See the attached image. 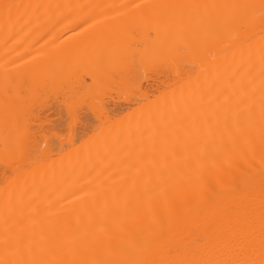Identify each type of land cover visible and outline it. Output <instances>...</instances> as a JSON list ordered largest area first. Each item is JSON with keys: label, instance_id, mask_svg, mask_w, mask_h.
Instances as JSON below:
<instances>
[{"label": "bare ground", "instance_id": "obj_1", "mask_svg": "<svg viewBox=\"0 0 264 264\" xmlns=\"http://www.w3.org/2000/svg\"><path fill=\"white\" fill-rule=\"evenodd\" d=\"M0 264H264V0H0Z\"/></svg>", "mask_w": 264, "mask_h": 264}, {"label": "rangeland", "instance_id": "obj_2", "mask_svg": "<svg viewBox=\"0 0 264 264\" xmlns=\"http://www.w3.org/2000/svg\"><path fill=\"white\" fill-rule=\"evenodd\" d=\"M142 80H143V79L141 78V81H142ZM141 81H140V82H141ZM143 84H144V80L141 82V85H143ZM106 98H107V97H106ZM52 104H53V103H52ZM52 104H51V105H52ZM51 105H49V109L51 110V108H52L54 111H53V110H51V111L48 110V113H49V114L47 113V115H50V114H51V115H54V116H55V115L58 114L59 112L56 113L55 111H57V110H56L57 108H56L54 105H53V106H51ZM53 107H54V108H53ZM55 108H56V109H55ZM45 109H46V108H45ZM45 109H44V111L46 112V110L48 109V107H47L46 110H45ZM51 115H50V116H51ZM59 115H60V113H59ZM54 116H51V117H52L53 119H58V118H57L58 115H56L55 117H54ZM53 122H54V121H53ZM74 123H75V124H74L73 126H74V127H77V123H76V121H75Z\"/></svg>", "mask_w": 264, "mask_h": 264}]
</instances>
